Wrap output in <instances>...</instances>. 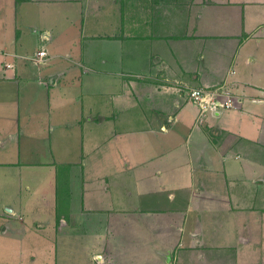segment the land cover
Returning a JSON list of instances; mask_svg holds the SVG:
<instances>
[{
    "label": "crops",
    "instance_id": "obj_1",
    "mask_svg": "<svg viewBox=\"0 0 264 264\" xmlns=\"http://www.w3.org/2000/svg\"><path fill=\"white\" fill-rule=\"evenodd\" d=\"M0 264H264V0H0Z\"/></svg>",
    "mask_w": 264,
    "mask_h": 264
},
{
    "label": "built area",
    "instance_id": "obj_2",
    "mask_svg": "<svg viewBox=\"0 0 264 264\" xmlns=\"http://www.w3.org/2000/svg\"><path fill=\"white\" fill-rule=\"evenodd\" d=\"M47 56V51L40 48L31 57L35 62H42ZM7 66H12V63L7 62ZM188 99L194 102L197 107L196 123L201 122L211 109L221 106L223 108H231L235 104L233 94L227 89L224 83L214 86H192L186 89Z\"/></svg>",
    "mask_w": 264,
    "mask_h": 264
},
{
    "label": "rangeland",
    "instance_id": "obj_3",
    "mask_svg": "<svg viewBox=\"0 0 264 264\" xmlns=\"http://www.w3.org/2000/svg\"><path fill=\"white\" fill-rule=\"evenodd\" d=\"M220 108L223 109V110L226 109V108H222V107H220ZM196 116H197V115H196ZM195 120H196V118H195ZM4 209L7 210L6 207H4ZM37 262L39 263V261H37ZM67 263H69V262H67Z\"/></svg>",
    "mask_w": 264,
    "mask_h": 264
}]
</instances>
